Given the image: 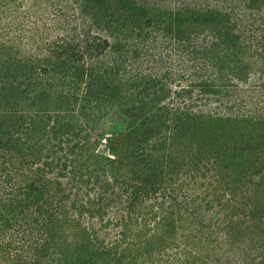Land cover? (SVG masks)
Returning a JSON list of instances; mask_svg holds the SVG:
<instances>
[{
	"label": "trees",
	"instance_id": "trees-1",
	"mask_svg": "<svg viewBox=\"0 0 264 264\" xmlns=\"http://www.w3.org/2000/svg\"><path fill=\"white\" fill-rule=\"evenodd\" d=\"M157 1L0 0V264H264V201L239 214L225 188L256 175L254 143L210 127L250 125L264 141V117L211 106L238 80L221 66L233 72L235 55L191 37L222 8L187 0L186 21L162 8L189 32L182 114L149 37ZM230 27L217 35L234 42ZM105 134L119 137L111 157L96 152Z\"/></svg>",
	"mask_w": 264,
	"mask_h": 264
},
{
	"label": "rangeland",
	"instance_id": "rangeland-1",
	"mask_svg": "<svg viewBox=\"0 0 264 264\" xmlns=\"http://www.w3.org/2000/svg\"><path fill=\"white\" fill-rule=\"evenodd\" d=\"M186 1H157V3L161 4L160 8L157 9L158 12H156L157 16L160 17L159 23L157 22L155 25L156 29L149 36H157L156 49L159 50L162 57H168L167 61L164 60L165 62L158 65L160 68L159 76L164 82L167 81L171 91L179 93L178 97L175 94H171L170 97L173 102L178 101V99L179 102H182L180 106L181 110H183L181 111L182 114L187 111L189 105L188 86L192 85L194 73L193 65L189 59V52L192 48L187 45L189 32L183 30L181 33L176 34L175 27L170 24L171 21H174L173 15H176V11L162 8L169 6L174 10L180 9L175 21L176 19L186 21L189 17V14L184 10ZM209 4L213 6L219 5L222 8L223 17L221 19L217 18L218 21H216L212 16V19H209L208 23H206V25L214 26V31L208 27V32L191 37H196L198 41H210L212 44L205 48L210 52H230V54L235 55L230 56L231 58L226 57L228 61L236 62L235 65L230 64L233 72L226 70L228 68L226 66L227 63H222L221 66H223L225 74L236 73L238 77V80L229 82L230 92L226 96L215 99L211 106L219 109L222 117H230L234 121L237 117L247 114L248 116L256 117L259 115L264 117V113L259 112L260 108L264 107V0H210ZM32 10H37V8L34 7ZM166 18L168 19L166 20ZM215 22H218L219 25ZM222 24L231 26L230 28L232 34L236 37V41L230 42L217 35ZM174 37L177 40H174ZM164 41L165 43H163ZM164 57L163 59H165ZM243 65L247 66L242 67ZM166 73L172 74V76L166 79ZM228 78L230 79V77ZM211 124L210 127H213L215 132L231 145L242 146L243 149L247 150V147H251V144L254 143L248 154H254L253 167L256 175L249 176L247 178L248 182L244 187L243 185L238 187L230 184L225 188L235 194L237 199L234 201L237 202L239 214L246 212L252 204L258 207L262 206L264 201V181L262 182V178H264V141H262V138L258 139L260 135L262 136V131L246 124H236L232 128L224 121ZM107 137L109 136L105 134L96 138V152L111 157L112 153L117 150L119 137L112 136L111 138L110 136L111 140L105 143V138ZM251 183L256 184V192L255 187L252 190L251 185L254 184ZM217 189L222 190L220 185L217 186ZM222 194L224 195V192H219V195L222 196ZM228 196H225V198H229ZM256 201H258V205ZM244 204L245 209H243ZM224 207L217 209L223 210Z\"/></svg>",
	"mask_w": 264,
	"mask_h": 264
}]
</instances>
